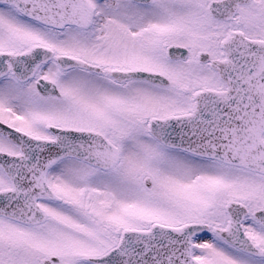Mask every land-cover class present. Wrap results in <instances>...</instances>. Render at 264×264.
Returning <instances> with one entry per match:
<instances>
[{
  "label": "snow or ice",
  "instance_id": "snow-or-ice-1",
  "mask_svg": "<svg viewBox=\"0 0 264 264\" xmlns=\"http://www.w3.org/2000/svg\"><path fill=\"white\" fill-rule=\"evenodd\" d=\"M0 264H264V0H0Z\"/></svg>",
  "mask_w": 264,
  "mask_h": 264
}]
</instances>
